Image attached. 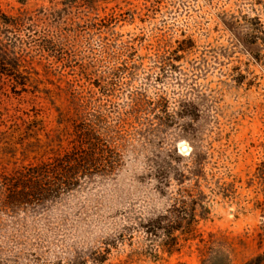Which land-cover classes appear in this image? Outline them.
I'll list each match as a JSON object with an SVG mask.
<instances>
[{
  "label": "rangeland",
  "instance_id": "374dc122",
  "mask_svg": "<svg viewBox=\"0 0 264 264\" xmlns=\"http://www.w3.org/2000/svg\"><path fill=\"white\" fill-rule=\"evenodd\" d=\"M0 264H264V0H0Z\"/></svg>",
  "mask_w": 264,
  "mask_h": 264
},
{
  "label": "trees",
  "instance_id": "16d2710c",
  "mask_svg": "<svg viewBox=\"0 0 264 264\" xmlns=\"http://www.w3.org/2000/svg\"><path fill=\"white\" fill-rule=\"evenodd\" d=\"M101 139L89 142V148H80L69 152L62 157L56 158L49 164L41 167H33L26 171L21 178L16 179L12 184L8 198L10 205L29 204L36 200L48 199L53 194L73 189V184H77L79 178L87 177L91 173L93 166L101 164L105 152L104 147L99 146ZM85 149V150H84ZM52 174L51 178L45 175ZM165 218H160L154 222L149 230L150 234L157 236L159 229H166ZM188 221V220H187ZM191 223V220L188 222ZM165 247L169 253L177 247L178 237L173 231H165Z\"/></svg>",
  "mask_w": 264,
  "mask_h": 264
},
{
  "label": "water",
  "instance_id": "95a60500",
  "mask_svg": "<svg viewBox=\"0 0 264 264\" xmlns=\"http://www.w3.org/2000/svg\"><path fill=\"white\" fill-rule=\"evenodd\" d=\"M187 149V147L186 146H183V150H186Z\"/></svg>",
  "mask_w": 264,
  "mask_h": 264
}]
</instances>
